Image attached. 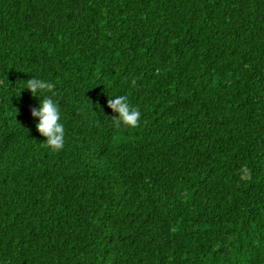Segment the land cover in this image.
Segmentation results:
<instances>
[{
	"label": "trees",
	"instance_id": "trees-1",
	"mask_svg": "<svg viewBox=\"0 0 264 264\" xmlns=\"http://www.w3.org/2000/svg\"><path fill=\"white\" fill-rule=\"evenodd\" d=\"M0 264H264V0H0Z\"/></svg>",
	"mask_w": 264,
	"mask_h": 264
},
{
	"label": "clouds",
	"instance_id": "clouds-1",
	"mask_svg": "<svg viewBox=\"0 0 264 264\" xmlns=\"http://www.w3.org/2000/svg\"><path fill=\"white\" fill-rule=\"evenodd\" d=\"M54 87L53 83L33 76L32 79L26 80L22 89H27L39 99V106L31 110V116L38 120L35 127L39 134L45 138L46 147L51 151L60 152L65 146V129L60 122L59 102L48 95ZM40 97L44 98L40 99ZM107 107L117 114L112 117L114 127L135 129L139 126L141 112L131 105L127 95H116L114 98L108 99Z\"/></svg>",
	"mask_w": 264,
	"mask_h": 264
}]
</instances>
